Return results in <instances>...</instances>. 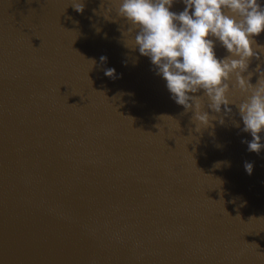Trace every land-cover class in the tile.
<instances>
[{
    "label": "water",
    "instance_id": "water-1",
    "mask_svg": "<svg viewBox=\"0 0 264 264\" xmlns=\"http://www.w3.org/2000/svg\"><path fill=\"white\" fill-rule=\"evenodd\" d=\"M117 7L0 0V264H264V150L234 105L197 131Z\"/></svg>",
    "mask_w": 264,
    "mask_h": 264
},
{
    "label": "clouds",
    "instance_id": "clouds-1",
    "mask_svg": "<svg viewBox=\"0 0 264 264\" xmlns=\"http://www.w3.org/2000/svg\"><path fill=\"white\" fill-rule=\"evenodd\" d=\"M177 2L184 5L179 12L172 10ZM117 4V14L131 25L130 32L135 30L134 36L125 34V46L149 58L171 98L193 112L197 131L213 126V120L223 124L234 105L243 123L241 131L252 137L242 141L247 150L257 154L264 150V68L256 66L255 84L249 71L251 60L264 56V45L255 39L264 32V0H117ZM74 6L83 11L82 4ZM217 45L227 55L217 56ZM106 59L100 57L101 62ZM115 74L114 68L105 69V75ZM244 169L251 175L253 164L245 161Z\"/></svg>",
    "mask_w": 264,
    "mask_h": 264
}]
</instances>
